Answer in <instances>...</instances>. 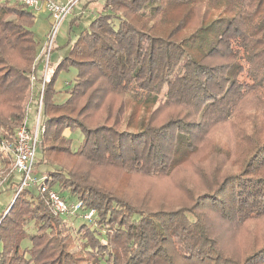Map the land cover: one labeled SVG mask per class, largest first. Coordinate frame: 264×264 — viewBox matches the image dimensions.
<instances>
[{
	"label": "trees",
	"instance_id": "16d2710c",
	"mask_svg": "<svg viewBox=\"0 0 264 264\" xmlns=\"http://www.w3.org/2000/svg\"><path fill=\"white\" fill-rule=\"evenodd\" d=\"M195 1L104 0L69 53L51 70L47 64L40 140L45 137L49 146L60 141L63 154L81 160L89 174L115 169L158 178L169 176L198 152L211 127L231 123L242 136V105L258 106L264 115V0ZM19 2L0 0V108L8 92L28 87L36 70L38 47L30 31L35 14ZM179 5L187 12L171 27L166 13ZM157 25L171 28L164 32ZM188 26L190 33L178 36ZM8 53L16 54L18 66L9 62ZM68 66L77 75L65 103L57 105L54 84ZM41 82L42 75L35 83L37 101ZM121 95L130 97L134 108L120 130L126 103L112 97ZM163 106L189 107L192 116L158 123ZM140 108L147 111L145 119L136 116ZM21 121L0 117V136H12ZM254 121L246 119L251 129ZM65 129L82 132L83 141L74 152L61 137ZM43 147L41 160L35 155L34 172L44 165L46 186L58 185L81 210H92L95 228L82 225L73 238L45 196L22 190L0 217V264H79L81 258L68 250L69 241L80 246L82 264H233L222 256L196 209L214 207L221 219L230 218L236 225L264 218V135L255 140L239 172L214 180L210 191L194 198L188 209L177 210L152 209L118 196L93 176L60 171L51 159L45 160ZM0 156V173L6 178L12 163L9 154L0 150ZM29 223L36 232L31 247L22 250ZM102 233L105 237L99 238ZM253 262L264 264L263 248L241 264Z\"/></svg>",
	"mask_w": 264,
	"mask_h": 264
},
{
	"label": "rangeland",
	"instance_id": "374dc122",
	"mask_svg": "<svg viewBox=\"0 0 264 264\" xmlns=\"http://www.w3.org/2000/svg\"><path fill=\"white\" fill-rule=\"evenodd\" d=\"M87 1L88 0L77 1L72 12L61 23L55 37L53 50L49 55L51 59L49 61V57L47 63H45L42 55H39V52L41 47L45 44L46 34L49 30L48 14L41 10L34 13L35 21L33 26L30 28V31L33 32L34 40L38 47V54L35 59L36 65L38 61L41 60L43 61L44 66L46 65L47 67V64H49V68L51 70L69 53L77 35L80 33L82 28L91 21L92 17L96 15V10L100 11L104 4V0H94L95 2L89 3V6L84 8ZM197 1H195L196 4ZM213 3L216 4L215 1H213ZM212 6L215 8L214 5ZM198 8H195L194 12H196ZM186 10V7L179 5L174 6L166 13L165 18L166 20L169 19L172 22L170 23L171 27L174 26L178 20H180L181 16L187 12ZM202 10L203 9L201 8V13ZM82 12L83 14H81ZM198 14L199 11H197V16ZM75 15H79L80 21H78V24L73 25L72 29H70L71 20L75 18ZM197 19L198 18H193L192 22ZM170 26L160 25L158 26V29L160 31L164 30V32H167L171 28ZM190 31L191 29L188 26L187 29L183 30L178 36H185L190 33ZM178 39L179 37H176L175 40ZM10 53L7 54L9 62L18 66L19 62L16 61V59H18L16 54L14 53V55ZM44 73H46V71L44 72L43 70V74ZM37 74H39V69ZM76 75L77 71L73 66H68L58 73L54 84L56 94L53 97V102L55 104L61 105L65 103L67 99L66 92L73 86ZM32 77L34 80H31L28 87L22 91L8 92L7 100L0 108V117L8 119L11 122H14L17 118H20L22 121L26 120L27 127L31 131H34L36 109L38 107L36 97L38 87L35 84L37 79L35 73ZM240 79L245 78L241 76ZM166 91L167 88L164 87L159 95V100H161V102L164 99ZM112 100H114V102L116 100H124L126 103L125 114L123 117V127L119 128L121 130L125 128L130 110H133L134 108V101L130 97L122 95L119 97H112ZM159 102L154 105L151 112L159 106ZM190 110L191 109L186 106H163L157 114L156 122H166L171 116L175 118L179 116L190 118L192 116ZM241 110V116L244 117L242 119V124L245 129L241 130L242 136L237 134L238 128L231 123L211 127L210 137L201 141L199 146L200 150L184 161L180 165V168L177 170L175 169L167 177L154 178L142 177L139 175L131 176L115 169H108L105 171L98 170L96 172L93 170L92 174H89L87 167L83 165L81 160L76 159L73 155L63 154L62 149H59L60 146H58L61 144L60 141L57 142V144L49 146L50 143H48L46 138L43 137L44 139L41 140H43V143L46 146L43 147L46 151L45 160L48 161L51 159V161L59 166L60 171H64L65 169L77 172V174H83L85 177L86 175L89 177L93 176L99 185L110 189L118 196L130 197L134 203H145L153 207L152 209H188L194 198L210 191L208 190V187L210 183L214 182V180L228 174H235L239 172L242 169L246 158L249 154H251V149L255 140L259 137H263L264 115L258 110V106H250L248 104L245 106L242 105ZM141 115L145 116V119L147 111H141V108L138 109L136 116L140 117ZM92 117V122L96 121V115L92 114ZM248 117L252 120L255 118V121L253 122V129H251L248 122H246ZM21 122H19V124ZM19 124H17L16 128ZM16 128L13 132H15ZM61 135V137L67 138L70 141V147L73 152L78 149L79 145L83 141V135L79 129H74L72 131L70 129H65ZM2 138H8V140L12 141L13 135L6 137L2 136ZM40 138L41 137L39 136V143L35 154L36 160H41L40 146L43 145V143H40L42 142ZM4 153L7 154L6 152ZM1 160L2 158L0 156V169L2 168ZM44 169H46L44 165L35 169V172L37 173L35 174L36 177L41 176ZM11 171V174L6 178H4V174L0 173V217L10 206L12 200L16 197L14 187L17 184L19 176L13 172L12 167ZM53 189L58 192L70 206L74 204L75 200L69 197L67 192H61L58 185H55ZM29 191L33 197H37L39 194L37 189L34 187H31ZM196 212L200 215L201 219L204 220L205 224H207V230L210 233V237L213 238V242L218 247L221 254H223L222 256L226 257L229 261H234L232 262L233 264L235 262L241 264L246 261L248 257H254L259 248L264 249V218H259L254 220V222L245 223L243 225H236L230 218L221 219L217 209L211 206H208L207 208L199 207L196 209ZM84 214L85 212L83 210H78L77 212H72L64 217V221L71 231V236L73 238H77V236H79L77 230L82 225L95 228L94 225L96 217H94L93 221L88 222L83 218ZM25 231L27 236L20 244L22 250H28L31 247L30 237L36 232L34 224H27ZM98 236L99 238L105 237L103 233ZM67 247L72 255H76L81 258L79 264H82L84 259L81 256L83 254L81 253L80 246L75 242L69 241L67 243ZM1 250L2 245L0 242V251ZM251 264L259 263L253 262Z\"/></svg>",
	"mask_w": 264,
	"mask_h": 264
},
{
	"label": "built area",
	"instance_id": "2783aa9c",
	"mask_svg": "<svg viewBox=\"0 0 264 264\" xmlns=\"http://www.w3.org/2000/svg\"><path fill=\"white\" fill-rule=\"evenodd\" d=\"M79 0H68L61 2L57 0H20V4L31 12H39L41 9L48 14L49 30L46 34L45 44L41 47L39 55H42L45 63L53 50V44L57 35L58 29L65 18L72 12L76 2ZM47 67L44 66V72ZM33 81L34 78L32 77ZM45 82V73L43 74L40 94L38 99V107L36 109V121L34 131H31L26 121H22L16 128L13 134V140L2 138L0 136V149L7 154L12 163V170L19 176V181L14 187V192L18 195L22 190H29L31 187L37 189L39 194L47 198L49 208L53 215L65 217L72 212L81 210V204L76 202L69 205L58 192L53 188H48L45 184V176L36 177L34 172V159L39 136L44 130L42 123V93ZM83 218L88 222L93 221L94 212L92 210L84 211Z\"/></svg>",
	"mask_w": 264,
	"mask_h": 264
},
{
	"label": "crops",
	"instance_id": "0c3cea01",
	"mask_svg": "<svg viewBox=\"0 0 264 264\" xmlns=\"http://www.w3.org/2000/svg\"><path fill=\"white\" fill-rule=\"evenodd\" d=\"M57 1H61V2H67L68 0H57ZM91 2H95L94 0H88L87 2H86V4H85V6H84V8L85 7H88L89 5V3H91ZM76 5V4H75ZM103 7V6H102ZM102 9V8H101ZM85 10V9H84ZM83 10V11H84ZM41 11H44V10H42L41 9ZM96 15L98 14V12L99 11H97L96 10ZM81 14H83V12L81 13ZM95 15V16H96ZM95 16H93L92 17V19L95 17ZM91 19V20H92ZM78 21H80V18H79V15L77 16V15H75V18L74 19H72L71 20V28L70 29H72V26L73 25H77L78 24ZM50 57V56H49ZM50 59H51V57L49 58V61H50ZM38 69H39V74H37V71H38ZM43 70H44V64H43V61H38V63H37V65H36V71H35V75H36V78H38V77H40L41 75H43ZM26 121V120H25ZM11 161V160H10Z\"/></svg>",
	"mask_w": 264,
	"mask_h": 264
}]
</instances>
